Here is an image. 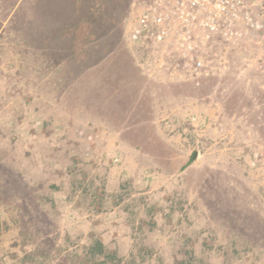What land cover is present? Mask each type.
<instances>
[{
	"label": "rangeland",
	"instance_id": "rangeland-1",
	"mask_svg": "<svg viewBox=\"0 0 264 264\" xmlns=\"http://www.w3.org/2000/svg\"><path fill=\"white\" fill-rule=\"evenodd\" d=\"M74 4L0 0V264H62L89 232L137 264H264L260 77L228 56L149 78L130 5Z\"/></svg>",
	"mask_w": 264,
	"mask_h": 264
},
{
	"label": "built area",
	"instance_id": "built-area-1",
	"mask_svg": "<svg viewBox=\"0 0 264 264\" xmlns=\"http://www.w3.org/2000/svg\"><path fill=\"white\" fill-rule=\"evenodd\" d=\"M124 40L149 78L199 84L229 56L264 89V0H131Z\"/></svg>",
	"mask_w": 264,
	"mask_h": 264
},
{
	"label": "trees",
	"instance_id": "trees-1",
	"mask_svg": "<svg viewBox=\"0 0 264 264\" xmlns=\"http://www.w3.org/2000/svg\"><path fill=\"white\" fill-rule=\"evenodd\" d=\"M83 1L85 0H74V10H72V14H78L77 11L82 6ZM125 4L130 5L131 0H116ZM117 21H114V25ZM80 47L77 46V49ZM83 53L78 52V56L80 54H88L89 51L86 50L82 51ZM131 56V55H130ZM80 58V57H79ZM85 58V57H83ZM132 60L133 57L131 56ZM108 59V58H106ZM78 60V57L75 58V61ZM105 60V59H104ZM88 69V68H87ZM85 69V70H87ZM139 70V68H138ZM140 71V70H139ZM124 137V136H123ZM149 141V138H146ZM146 139H143L145 141ZM142 139L137 138L132 140V144L134 147L140 150H148V144H141ZM189 161H193L192 155L189 158ZM185 167H182L181 170H184ZM22 226V225H21ZM24 230L20 232V235H24ZM33 259L38 257V250H33ZM40 257V256H39ZM62 264H137V261L134 259L126 260L123 255L120 254L119 250L116 247L109 246L104 239L102 238L101 234L96 232H89L88 239L86 242L81 244L77 242L73 246V249L65 254L64 257H61Z\"/></svg>",
	"mask_w": 264,
	"mask_h": 264
},
{
	"label": "water",
	"instance_id": "water-1",
	"mask_svg": "<svg viewBox=\"0 0 264 264\" xmlns=\"http://www.w3.org/2000/svg\"><path fill=\"white\" fill-rule=\"evenodd\" d=\"M192 158L193 159H196L197 158V152L196 151L193 153Z\"/></svg>",
	"mask_w": 264,
	"mask_h": 264
}]
</instances>
